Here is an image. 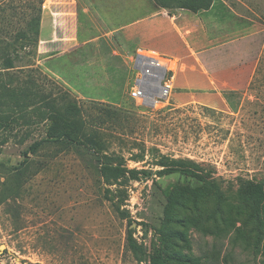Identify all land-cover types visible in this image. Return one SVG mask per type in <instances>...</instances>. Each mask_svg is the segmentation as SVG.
<instances>
[{
    "label": "rangeland",
    "instance_id": "obj_1",
    "mask_svg": "<svg viewBox=\"0 0 264 264\" xmlns=\"http://www.w3.org/2000/svg\"><path fill=\"white\" fill-rule=\"evenodd\" d=\"M159 1L0 0V264H264V196L240 183L264 177V88L241 83L264 67V0ZM162 3L213 51L179 61L168 102L146 107L105 51L149 47ZM39 6L49 36L24 46ZM202 66L229 86L188 88Z\"/></svg>",
    "mask_w": 264,
    "mask_h": 264
},
{
    "label": "crops",
    "instance_id": "obj_2",
    "mask_svg": "<svg viewBox=\"0 0 264 264\" xmlns=\"http://www.w3.org/2000/svg\"><path fill=\"white\" fill-rule=\"evenodd\" d=\"M217 2V0L214 2V4ZM215 8V7H214ZM152 9V10H151ZM150 20L148 21L149 25L148 27L151 25L150 29H149V38H148V46H141L138 45L136 46V49L138 48H142V49H151V50H155L157 52L160 53H164L167 55H171L174 56L175 58H177L179 61H181L182 63V69H180V71H182L183 68V62L182 60H184L187 56H191L193 53L194 54H198V56L201 54V52H210L213 51V47H205L202 49H198L196 47H194V40L197 37V31H200V35L203 36V38L207 37L208 32L204 31V30H193L191 31L189 29V21L192 20V18L189 16V13L186 12V9L181 8V11L175 15L171 12H168L166 7H160V6H153L150 8ZM140 20H137L138 23ZM42 23V22H41ZM40 31L43 29V27L40 25ZM137 30V29H136ZM145 36V34H143ZM40 36L42 40H46L48 36L43 37L41 35L40 32ZM246 37H255L254 32L253 33H249L246 35ZM244 39V35L242 34L241 36L238 37H234L232 38V40L235 41H239V40ZM258 40V43L256 46H252L251 47V51L249 53L250 56H252L254 53H256V57L258 58L260 52H261V44L259 43V38H255ZM176 41V48H172V46L167 44V41ZM255 41V40H254ZM65 45H67V43H65ZM75 45V44H73ZM110 50V51H109ZM135 50V48H132L131 52ZM107 57H108V62L109 61H113V56H116L118 58H120L122 60V62L126 64V58L124 56H120V54L116 51H112L111 49H107L105 51ZM192 52V53H191ZM61 51L54 53L53 55H60ZM123 57V58H122ZM194 66V65H192ZM256 65L253 64L252 68H251V75H248L247 79L245 80V78L241 79V83L243 82H247L248 78H252V75L255 71ZM199 72V76L197 75V77H199L198 81L193 80V79H189L187 81V85L188 88L192 87V88H199V89H215L218 90V92H220V89H225L227 86H229L228 84V79H218L216 78L211 72L210 69L205 68L204 66H202L201 69L198 70ZM239 81H240V76L237 77V80H234V83H236V85H239ZM249 83V82H248ZM224 84V85H221ZM190 86V87H189ZM242 86H235L234 84L231 86V88L233 90H239Z\"/></svg>",
    "mask_w": 264,
    "mask_h": 264
},
{
    "label": "built area",
    "instance_id": "obj_3",
    "mask_svg": "<svg viewBox=\"0 0 264 264\" xmlns=\"http://www.w3.org/2000/svg\"><path fill=\"white\" fill-rule=\"evenodd\" d=\"M131 99L146 107L168 102L174 88L179 60L151 49L138 48L126 59Z\"/></svg>",
    "mask_w": 264,
    "mask_h": 264
},
{
    "label": "trees",
    "instance_id": "obj_4",
    "mask_svg": "<svg viewBox=\"0 0 264 264\" xmlns=\"http://www.w3.org/2000/svg\"><path fill=\"white\" fill-rule=\"evenodd\" d=\"M159 1V0H158ZM43 2V0H41V3ZM159 3H161L159 1ZM164 3V2H163ZM161 4L163 7H168L167 4ZM178 8H185V6L179 4ZM41 13H42V8L41 6H39V9L37 11L36 15L31 16L30 20H29V34L28 32H25L24 36L28 37L29 42L26 43L24 46H29L32 43L33 44H37L39 39L38 36L40 34V25H41ZM110 51V50H109ZM261 58V57H260ZM113 61H109V70L111 72H115V71H119V78L121 77V75L123 74L126 65L122 62V60L116 56H113ZM260 60V59H259ZM119 65H118V64ZM259 63V62H258ZM6 68H11L13 67V62L10 61V59L8 60V62L5 64ZM117 68V70H115ZM120 89L123 87V84L119 85ZM249 89L252 90H260L264 88V67L263 65L260 64V66H256L255 68V73L252 76V79L249 83ZM45 142V140L42 141H36L34 143H32L29 146V151L34 153L36 152ZM25 154L27 155L28 152L26 151ZM197 177H199V179L203 182L209 183V184H213L215 183V177L213 176V174L211 172H202L200 174L196 175ZM240 183H242V186L248 187V189L250 190V195L252 196V198H254L255 196H258V194H260L261 196H264V177L261 179H242L240 178ZM182 199V198H181ZM180 199V200H181ZM179 200V201H180ZM196 202V200H194ZM219 213V210L216 209V211H214L213 213H211V217L213 218L214 221H216V217L215 215ZM220 214V213H219ZM258 214V212H257ZM189 260H186V262H188Z\"/></svg>",
    "mask_w": 264,
    "mask_h": 264
},
{
    "label": "water",
    "instance_id": "obj_5",
    "mask_svg": "<svg viewBox=\"0 0 264 264\" xmlns=\"http://www.w3.org/2000/svg\"><path fill=\"white\" fill-rule=\"evenodd\" d=\"M3 248H4V247H3V245H0V251H2V250H3Z\"/></svg>",
    "mask_w": 264,
    "mask_h": 264
},
{
    "label": "bare ground",
    "instance_id": "obj_6",
    "mask_svg": "<svg viewBox=\"0 0 264 264\" xmlns=\"http://www.w3.org/2000/svg\"><path fill=\"white\" fill-rule=\"evenodd\" d=\"M158 105V104H157Z\"/></svg>",
    "mask_w": 264,
    "mask_h": 264
}]
</instances>
